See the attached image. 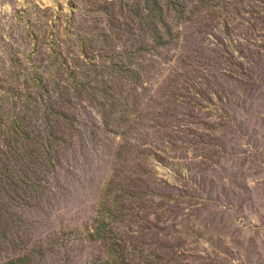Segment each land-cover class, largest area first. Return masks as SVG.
<instances>
[{
  "label": "rangeland",
  "instance_id": "rangeland-1",
  "mask_svg": "<svg viewBox=\"0 0 264 264\" xmlns=\"http://www.w3.org/2000/svg\"><path fill=\"white\" fill-rule=\"evenodd\" d=\"M0 264H264V0H0Z\"/></svg>",
  "mask_w": 264,
  "mask_h": 264
}]
</instances>
